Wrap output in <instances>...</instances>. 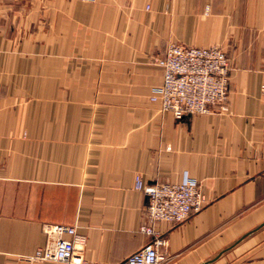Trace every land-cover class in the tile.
Here are the masks:
<instances>
[{"label": "crops", "instance_id": "1", "mask_svg": "<svg viewBox=\"0 0 264 264\" xmlns=\"http://www.w3.org/2000/svg\"><path fill=\"white\" fill-rule=\"evenodd\" d=\"M170 43L226 53L229 115L152 102ZM139 179L207 199L155 225L163 264H264V0H0V264H66L30 260L45 224L123 262L150 242Z\"/></svg>", "mask_w": 264, "mask_h": 264}, {"label": "built area", "instance_id": "2", "mask_svg": "<svg viewBox=\"0 0 264 264\" xmlns=\"http://www.w3.org/2000/svg\"><path fill=\"white\" fill-rule=\"evenodd\" d=\"M154 65L163 71V83L152 95L164 112L177 120L186 116L212 114L229 115L228 104L230 63L219 47L201 48L170 43L163 56L154 58ZM138 190L148 197L146 207L150 225L142 231L150 242L119 264H163L167 257L161 252L164 239L155 229L160 222L181 224L207 204L201 185L192 179L181 183L144 185L139 179ZM46 245L30 260L93 264L81 253L85 239L75 226L45 224Z\"/></svg>", "mask_w": 264, "mask_h": 264}, {"label": "water", "instance_id": "3", "mask_svg": "<svg viewBox=\"0 0 264 264\" xmlns=\"http://www.w3.org/2000/svg\"><path fill=\"white\" fill-rule=\"evenodd\" d=\"M186 117H187V116H186ZM186 117H184V118H186ZM184 118H183V119H184ZM252 233H253V232L247 234L246 237L252 235ZM242 240H243V239H240L239 241H237V242L235 243V245L238 244V243H240ZM228 250H229V249H228ZM225 252H226V251H225ZM225 252L220 253L215 259H213L212 261L208 262L207 264H211V263H213L217 258H219V257H220L223 253H225Z\"/></svg>", "mask_w": 264, "mask_h": 264}]
</instances>
